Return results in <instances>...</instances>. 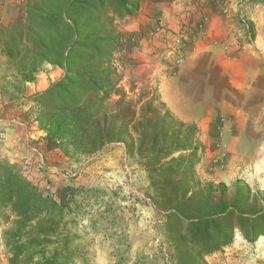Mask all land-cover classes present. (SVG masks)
Listing matches in <instances>:
<instances>
[{
  "label": "trees",
  "instance_id": "trees-1",
  "mask_svg": "<svg viewBox=\"0 0 264 264\" xmlns=\"http://www.w3.org/2000/svg\"><path fill=\"white\" fill-rule=\"evenodd\" d=\"M137 2L30 0L24 20L0 31L5 65L0 102L31 104L44 140L74 162L119 142L139 119L137 140L124 147L139 156L154 203L166 213L162 228L171 258L165 264H207L205 258L229 246L235 232L247 242L264 235V192H252L237 181L228 187L198 180V130L167 108L155 119L164 108L163 103L154 106L156 98L141 106L138 117L124 96L111 108L119 82L112 57L122 44L108 13L130 15ZM183 28L186 47L190 32ZM43 64L64 74L26 98V85L35 81ZM90 193L83 187L65 196L42 191L17 163L0 159V247L7 263L89 264L81 246L86 230L97 231L110 216L108 209L97 211L99 217L83 225Z\"/></svg>",
  "mask_w": 264,
  "mask_h": 264
},
{
  "label": "rangeland",
  "instance_id": "rangeland-1",
  "mask_svg": "<svg viewBox=\"0 0 264 264\" xmlns=\"http://www.w3.org/2000/svg\"><path fill=\"white\" fill-rule=\"evenodd\" d=\"M29 1L0 0V31L24 20ZM168 12L182 16L175 32L167 29L161 21L162 15ZM108 15L112 16L114 30L122 44V50L112 57L119 82L118 91L111 96L109 104L114 109L115 103L124 96L125 100L131 101L137 117L141 106L152 98L157 100L154 106L162 103L157 84L159 78L143 71V64L150 60H167L162 72H176L185 46L180 43L183 50L177 51L180 48L175 35L185 23L198 25L204 22L207 28L209 15H212L227 24L226 36L220 40L214 35L199 39L224 45V49L231 47L235 53L243 46L260 47L258 90L253 92V115L246 130L239 133L238 144L230 149L222 145L221 129L198 133L199 162L195 166V175L203 183H223L230 187L237 181L252 192H264V0H138L137 8L130 15L119 18L111 9ZM248 25L252 27L248 28ZM4 69V58L0 57V71ZM52 70L64 74L61 69L43 64L35 81L26 85V98L42 93L45 85L48 88L53 82L48 78ZM165 110L164 105L155 119ZM34 117L31 104L20 107L0 102V159L17 163L24 176L42 191L61 196L76 187L93 191L85 198L88 216L84 217L83 225L88 226L91 218L99 217L97 211L108 209L110 216L97 231L86 230L81 246L89 264L170 262L169 243L162 228L166 213L154 203L139 156L129 155L124 147L125 142L137 140L140 120L128 125L129 132L116 142L119 144L111 143L96 155L74 162L67 159L56 145L44 140ZM9 130L20 131L23 143L19 138L14 142L18 132H14L13 137ZM200 137L214 142L209 145L200 141ZM115 149H121L117 155L119 161L116 167H109L106 162ZM39 154L43 156V164ZM205 261L207 264H264V235L247 242L235 232L229 246L206 257ZM0 264H8L1 247Z\"/></svg>",
  "mask_w": 264,
  "mask_h": 264
},
{
  "label": "crops",
  "instance_id": "crops-1",
  "mask_svg": "<svg viewBox=\"0 0 264 264\" xmlns=\"http://www.w3.org/2000/svg\"><path fill=\"white\" fill-rule=\"evenodd\" d=\"M181 18L168 12L162 15L161 21L167 29L175 32L181 24ZM227 32L226 23L209 15L208 36L214 35L220 40L224 39ZM259 49L243 46L241 51L235 53L231 47L224 49V45L197 39L183 50L176 72H162L167 60H150L143 64V71L159 78L157 84L161 102L177 120L193 124L199 134L221 129L222 145L230 149L238 144L239 133L246 130L249 118L253 115V92L258 90L257 77L261 65ZM61 76L60 70H52L48 74L53 82ZM46 88V85L43 86L41 91ZM14 132H18L17 137H14ZM12 133L14 142L19 138L23 143L20 131L14 130ZM202 137L199 140L209 145L214 142L213 139ZM120 151L115 149L113 155L110 154L107 166H117Z\"/></svg>",
  "mask_w": 264,
  "mask_h": 264
},
{
  "label": "built area",
  "instance_id": "built-area-1",
  "mask_svg": "<svg viewBox=\"0 0 264 264\" xmlns=\"http://www.w3.org/2000/svg\"><path fill=\"white\" fill-rule=\"evenodd\" d=\"M182 26H184L183 29L189 30V32H190V35L188 36L189 45H187V46H190L197 39L205 37V36L208 35L207 34L206 24L204 22H200L198 25H194L193 23L187 22V23H185ZM181 27H180V29H181ZM180 29L177 32V34L175 35V42H176L177 45L182 43V39H184L183 37H185V35H183L184 31L181 32ZM179 46H181V45H179ZM116 144H119V143H116ZM39 158L41 160V163L43 164V161H42L43 156H42V154H39Z\"/></svg>",
  "mask_w": 264,
  "mask_h": 264
}]
</instances>
